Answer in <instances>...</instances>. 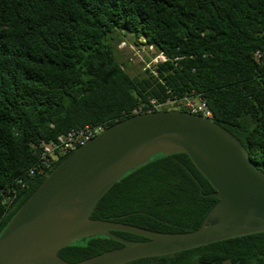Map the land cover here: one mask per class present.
I'll return each instance as SVG.
<instances>
[{"label": "trees", "instance_id": "1", "mask_svg": "<svg viewBox=\"0 0 264 264\" xmlns=\"http://www.w3.org/2000/svg\"><path fill=\"white\" fill-rule=\"evenodd\" d=\"M127 35L165 60L131 75L116 53ZM190 93L206 100L211 119L264 172V0H0V233L72 152L40 172L43 143L146 112L150 99ZM170 156L119 178L90 217L160 232L198 228L218 201L203 195L215 190L187 154ZM122 245L88 239L58 255L80 261ZM124 264H264V231Z\"/></svg>", "mask_w": 264, "mask_h": 264}, {"label": "water", "instance_id": "2", "mask_svg": "<svg viewBox=\"0 0 264 264\" xmlns=\"http://www.w3.org/2000/svg\"><path fill=\"white\" fill-rule=\"evenodd\" d=\"M178 152L187 154L214 188V193L203 196L218 199L198 228L160 232L90 217L97 201L119 178L157 157ZM111 231L146 240L126 241ZM263 231L264 172L241 141L201 114L153 110L103 128L46 175L0 233V264H124ZM88 239L123 245L80 261L58 255L60 248L84 246Z\"/></svg>", "mask_w": 264, "mask_h": 264}, {"label": "built area", "instance_id": "3", "mask_svg": "<svg viewBox=\"0 0 264 264\" xmlns=\"http://www.w3.org/2000/svg\"><path fill=\"white\" fill-rule=\"evenodd\" d=\"M163 60H165L164 55L161 53L157 54V56L151 60V65L146 64V67L151 71H154V64ZM149 104L150 107H148V111H153V109H158L164 107L165 105H172L174 106L173 108H183L187 112L201 114L205 117L211 118L212 115L206 100L199 95H194L193 93H190L189 96L184 98L172 99L164 103H158L155 100L150 99ZM102 129L103 128L101 127L90 128L89 126H85L60 136L56 142L43 143L40 151L41 166L38 168V171H45V169L50 166L52 160H56L60 155L75 150L78 146L89 140ZM35 168L36 167L31 168L30 173L34 172Z\"/></svg>", "mask_w": 264, "mask_h": 264}, {"label": "rangeland", "instance_id": "4", "mask_svg": "<svg viewBox=\"0 0 264 264\" xmlns=\"http://www.w3.org/2000/svg\"><path fill=\"white\" fill-rule=\"evenodd\" d=\"M116 53L119 60L126 64V70L131 75L141 73L147 68L146 66L148 64L151 65V60L157 56L153 48L143 43H134L132 37L129 35L123 36L121 40L117 42ZM173 107L172 105H165L161 108L180 110V108Z\"/></svg>", "mask_w": 264, "mask_h": 264}]
</instances>
